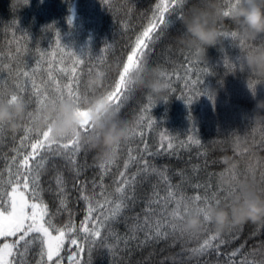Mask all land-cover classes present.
I'll list each match as a JSON object with an SVG mask.
<instances>
[{
    "label": "trees",
    "instance_id": "trees-1",
    "mask_svg": "<svg viewBox=\"0 0 264 264\" xmlns=\"http://www.w3.org/2000/svg\"><path fill=\"white\" fill-rule=\"evenodd\" d=\"M161 2L162 0H29L27 6L20 8V3H14L11 7L12 0H0V90L5 93L14 90L17 72H32L37 68L42 54H46L48 59L43 62L36 78L37 83L47 81L50 89L55 87L48 80L50 71L57 83L66 84L70 73L61 69L71 61L65 57V63H59V40L60 48L65 53L71 52L81 60V93L92 95L85 84L90 77L89 68H93L91 76L95 74L96 68L106 73L104 88L97 90V94L107 91L108 85L114 86L119 78L118 72L113 69L116 66L123 67L127 54L135 47L136 36L148 26L156 5ZM223 4L226 8L228 0H223ZM203 7L202 0H187L186 4L177 7V14L168 18V28L163 32L157 29L156 33L160 34V38L152 44L150 51L144 50L149 52V69L176 73L171 76L174 86L161 97L151 100L143 90L135 88L125 105L120 108L118 118L128 127H137L136 121L145 109L153 124L148 127L147 122H143L138 128V135L119 145L118 157L104 175L105 185H112L119 172L125 171L124 163L129 149L136 154L143 152L147 144L153 155L146 156V159L158 170L166 172L169 178L167 184L178 189L177 196L184 194L186 198H191L205 192H215L221 197L220 204L223 205L228 190H238L241 183H249L264 194V124L251 122L256 100L264 99V81L257 80L246 71H238L237 57L242 56L243 51L252 45L245 43L241 47L239 38L230 35L236 29L229 18H224L219 26L217 45L206 49L207 60L194 61L191 54L178 43L177 37L183 33L180 18L190 10ZM69 18L71 24L68 23ZM49 26H52V30H49ZM253 44H264V36ZM48 60L52 64L50 69ZM189 63L194 71L189 72L187 78L199 77L200 83L195 88L200 91V95L185 88V73ZM21 83L28 90L22 95L31 94V81L25 85L21 78ZM207 87L216 90L214 99L205 96ZM254 89L255 99L250 92ZM189 95L192 97L190 104ZM31 107L35 108V98ZM24 124L25 120L15 132L4 129L0 135V169L5 168L11 156L16 154L14 149L31 151L30 146L20 148V141L25 135L22 127ZM162 133L171 137L174 145L172 149L167 148L168 141L161 147ZM31 135L35 137L34 132ZM189 136H193L199 143H189ZM55 159L60 165L65 163L60 157ZM76 160L80 172L78 180L86 182L91 189L94 179L97 183L100 181L99 164L102 160L86 146L81 147ZM136 168L137 165L132 164L127 169V174L135 172ZM64 174L68 179L70 192L68 207L73 211L78 224L84 218L85 204L82 200L77 203L79 193L72 187L74 173L64 169ZM233 174L236 179H233ZM50 178V170L42 172L45 186ZM225 180L230 184H226ZM76 187H80V183ZM156 192L158 197L154 195ZM136 195V203L127 212V216L139 215L142 221L149 199L166 196L167 185L152 174L137 185ZM44 199L54 211L57 206L53 202L54 197L45 192ZM152 207L156 210L157 218L163 217L169 223L178 225L169 215L175 208L174 203H169L165 210L161 199L160 203H153ZM66 219L67 213H64L57 217V222L62 223ZM132 223L134 220L129 219L128 224ZM115 229L121 237L131 235L123 219L115 225ZM164 232L167 235L155 237L153 233L155 238L145 241V233L140 231L136 234V239L128 241L127 247L121 240L119 247L112 251L95 250L91 258L92 264H250L252 261L264 260V221H245L231 226L218 233L219 239L213 241V247L202 254L193 253L192 250L199 248L208 232L217 233L210 225H204L195 236L179 230L173 232L168 227ZM6 239L11 241L15 238ZM2 242L4 238L0 240ZM82 255L87 259L86 252Z\"/></svg>",
    "mask_w": 264,
    "mask_h": 264
},
{
    "label": "snow or ice",
    "instance_id": "snow-or-ice-1",
    "mask_svg": "<svg viewBox=\"0 0 264 264\" xmlns=\"http://www.w3.org/2000/svg\"><path fill=\"white\" fill-rule=\"evenodd\" d=\"M186 3L187 0H162L156 5V10L148 20V26L136 36L135 47L131 49L130 54H127V60L123 64V70L119 73L118 81L115 82L114 86L108 85L104 99L113 107L114 112L118 113L135 89L131 81L126 82L125 73L129 68L147 67L149 52L144 50L150 51L152 44L160 38V34L156 33V30L160 29L163 32L165 28H168V18L176 15V8ZM68 23L71 24V18H69ZM48 28L52 30V26ZM153 33L156 34L153 35ZM230 35L233 38H239L236 31H232ZM57 36H59L58 33ZM239 44L243 47L245 42L239 38ZM57 48L61 53L60 64L65 63V57L71 61L67 67L61 69L65 73H70L66 84L57 83L50 71H48V80L52 81L55 87L50 89L47 81L37 83L36 78L42 69L43 62L48 59L46 54H42L41 60L37 63V68L33 69L32 72L27 70L17 72L14 90L7 93L0 90V102L13 103L19 100L24 103L25 124L22 127L25 135L20 141V148L26 149L29 146L31 148V151L14 149L16 154L11 156L5 168L0 169V238H4V242L0 243V264H64L65 261L67 264H92L91 258L95 250L107 249L112 251L119 247L121 240L127 247L128 241L136 239V234L140 231L145 233V241L167 235L164 232L166 227L171 228L173 232L181 231L177 224L169 223L166 218L156 217V210L153 209L152 204L160 203L161 199L164 202L165 210L169 203H174L176 209H180L181 206L189 203L196 204L200 206L202 212L205 207L220 205L221 197L215 192H205L203 195L198 194L191 198H186L184 194L177 196L176 191L178 189L167 184L169 178L166 172L158 170L146 159V156L153 155L147 144H145L143 152L136 154H133V150L129 149L128 158L124 163L125 171L119 172L112 185H105L103 178L108 167L113 165L118 157L119 145L112 150L111 159L100 162L99 183L94 179L92 188L89 189L86 182H80L78 180L79 165L76 160V155L82 147L80 140L77 138L52 140L49 138L48 132L36 133L32 127L34 116L46 103H55L70 98L79 108L82 101L90 96L87 92L81 93L79 88L82 71L79 68L81 60L71 52L65 53L64 49L60 48L59 40H57ZM51 67V61L48 60V68ZM88 71L91 76L93 68H89ZM193 71L194 69L189 63L185 73V88L200 95V91L195 88V85L200 83L199 77L197 76L196 79L187 78V74ZM95 74L106 76V73L99 68L95 69ZM160 74L168 82V89L173 88L174 81L171 76L176 75V73L161 71ZM21 78H23L25 85L31 81V94L22 95L28 90L22 85ZM94 94H97V90L92 92V95ZM33 98H35V108L31 107ZM191 101L192 97L189 95V104ZM146 112L145 109L136 121L137 127H129L127 140L139 134L138 128L143 122L146 121L148 127L152 126L153 121L151 117L146 115ZM3 131L4 127L0 126V135L3 134ZM83 131H87L86 126ZM33 132L35 133L34 138L31 135ZM188 139L189 143H199L193 136H189ZM160 140L161 147L165 141H168V149L174 147L171 137L163 133ZM56 157H60L65 163L63 165L58 164ZM132 164H136L137 168L135 172L129 175L127 169ZM64 169L74 173L72 187L79 193L77 203L82 200L85 204L84 218L78 224L75 222L73 211L68 207L70 192ZM49 170L51 178L45 186V182L42 180V172ZM152 174L157 175L165 182L167 195L159 199H149L142 221L139 215L128 217L127 212L131 210L137 200V185L143 183ZM236 178L233 174V179ZM77 183H80L78 188L76 187ZM237 191L235 188L228 190L224 196L225 204L228 203V198L235 195ZM45 192L54 197L53 202L57 204L54 211L44 199ZM154 195L159 196L158 192ZM184 211L186 212L187 208ZM64 213H67V219L58 223L57 217ZM176 216L179 219L182 213L177 211ZM121 219L124 220L131 235L121 237L117 233L115 225ZM129 219L134 220V223L128 224ZM202 224H208L206 215L203 216ZM181 232L183 233V231ZM153 233H155V237ZM188 235L195 236L198 235V232L188 233ZM9 237L15 239L8 241L6 238ZM218 239V233L208 232L199 248L192 250L193 253L202 254L208 248L213 247V241ZM85 252L87 259L82 255ZM250 264H264V260L252 261Z\"/></svg>",
    "mask_w": 264,
    "mask_h": 264
},
{
    "label": "clouds",
    "instance_id": "clouds-1",
    "mask_svg": "<svg viewBox=\"0 0 264 264\" xmlns=\"http://www.w3.org/2000/svg\"><path fill=\"white\" fill-rule=\"evenodd\" d=\"M202 2L203 8L190 10L180 18L183 33L177 37L178 43L191 54L194 61L207 60L206 49L217 45L219 26L224 18H229L239 38L252 45L243 51L242 56L237 57L238 71H246L257 80L264 81V44H253L259 37L264 36V0H228L226 8L223 0ZM14 3H20L22 8L29 4V0H12L11 7ZM122 70L123 67L119 66L113 69L118 74ZM125 80L131 81L134 88L143 90L154 99L168 90V82L160 72L148 67L129 68L125 73ZM85 84L91 92L103 89L104 76L94 74ZM250 92L255 99V89ZM105 94L106 91H100L89 96L82 101L79 108L70 98L46 103L33 118V131H46L50 139L57 141L77 138L82 146L95 151L102 161L111 159L112 150L127 140L129 127L105 101ZM205 96L214 99L216 90L207 87ZM24 118L23 102H0V126L6 131L15 132ZM251 122L264 124V99L256 100ZM85 126L86 132L83 131ZM224 182L230 184L228 180ZM177 211L182 213L179 219L176 216ZM169 215L185 233L199 232L204 227L202 219L206 215L208 225L220 233L245 221H264V194L249 183H241L237 193L227 204L208 206L202 212L200 206L189 203L180 209L173 208Z\"/></svg>",
    "mask_w": 264,
    "mask_h": 264
},
{
    "label": "rangeland",
    "instance_id": "rangeland-1",
    "mask_svg": "<svg viewBox=\"0 0 264 264\" xmlns=\"http://www.w3.org/2000/svg\"><path fill=\"white\" fill-rule=\"evenodd\" d=\"M2 238H0V240H1Z\"/></svg>",
    "mask_w": 264,
    "mask_h": 264
}]
</instances>
